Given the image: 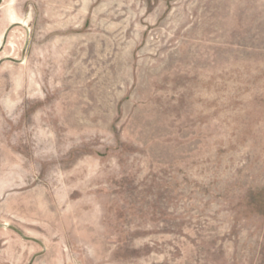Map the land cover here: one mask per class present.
<instances>
[{"label":"rangeland","instance_id":"1","mask_svg":"<svg viewBox=\"0 0 264 264\" xmlns=\"http://www.w3.org/2000/svg\"><path fill=\"white\" fill-rule=\"evenodd\" d=\"M0 264H264V0H0Z\"/></svg>","mask_w":264,"mask_h":264}]
</instances>
